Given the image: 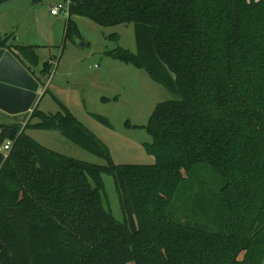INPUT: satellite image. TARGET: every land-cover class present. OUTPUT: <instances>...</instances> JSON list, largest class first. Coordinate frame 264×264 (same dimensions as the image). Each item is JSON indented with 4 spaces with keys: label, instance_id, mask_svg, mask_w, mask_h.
I'll return each mask as SVG.
<instances>
[{
    "label": "trees",
    "instance_id": "obj_1",
    "mask_svg": "<svg viewBox=\"0 0 264 264\" xmlns=\"http://www.w3.org/2000/svg\"><path fill=\"white\" fill-rule=\"evenodd\" d=\"M71 1L65 42L81 36L76 16L104 28L132 24L138 53L109 55L177 99L158 104L146 127L152 165L115 164L55 97L61 111L37 104L31 128L59 131L107 165L42 146L25 134L30 124L0 125V145L13 142L0 153V264H264V0ZM9 41L0 37V47L43 85L37 47ZM41 71L49 75L51 64ZM201 165L224 181L216 216L194 179ZM104 174L123 221L105 206ZM188 182L190 203L176 221Z\"/></svg>",
    "mask_w": 264,
    "mask_h": 264
},
{
    "label": "rangeland",
    "instance_id": "obj_2",
    "mask_svg": "<svg viewBox=\"0 0 264 264\" xmlns=\"http://www.w3.org/2000/svg\"><path fill=\"white\" fill-rule=\"evenodd\" d=\"M60 4H65V0H3L0 3V37L10 36L9 43L15 45L37 47L39 65L35 70L43 83L38 93L39 109L45 113L61 111L55 97L101 140L115 164H154L155 158L147 151L153 138L146 127L156 106L175 100L177 96L153 80L146 70L109 55L118 49L138 53L132 24L104 28L85 17L76 16L73 20L81 36L65 42L68 16L53 17L51 14L52 9ZM49 62V75L41 76V70ZM30 114L9 116L0 111V125L24 128L30 124L25 134L42 146L77 160L107 165L106 159L86 151L59 131L31 128L37 120H30ZM194 179L208 192L211 213L216 216L224 181L206 165L196 169ZM103 181L105 206L117 220L123 221L114 178L104 174ZM190 186L188 182L182 188L183 198L174 207L176 221L186 215ZM207 230H214V227ZM260 256L262 254L258 253Z\"/></svg>",
    "mask_w": 264,
    "mask_h": 264
},
{
    "label": "water",
    "instance_id": "obj_3",
    "mask_svg": "<svg viewBox=\"0 0 264 264\" xmlns=\"http://www.w3.org/2000/svg\"><path fill=\"white\" fill-rule=\"evenodd\" d=\"M40 83L7 49L0 47V111L9 116L33 112ZM0 240V251L4 249Z\"/></svg>",
    "mask_w": 264,
    "mask_h": 264
},
{
    "label": "built area",
    "instance_id": "obj_4",
    "mask_svg": "<svg viewBox=\"0 0 264 264\" xmlns=\"http://www.w3.org/2000/svg\"><path fill=\"white\" fill-rule=\"evenodd\" d=\"M71 3V0H65V4H60L59 6L54 7L51 11V14L54 16H58L60 14H65L69 16ZM12 146V140H7L5 143L0 145V153L3 154L4 157H7L12 149Z\"/></svg>",
    "mask_w": 264,
    "mask_h": 264
},
{
    "label": "crops",
    "instance_id": "obj_5",
    "mask_svg": "<svg viewBox=\"0 0 264 264\" xmlns=\"http://www.w3.org/2000/svg\"><path fill=\"white\" fill-rule=\"evenodd\" d=\"M58 16H59V15H58ZM58 16H54V15H53V17H58ZM10 44H12V43H10ZM49 63L51 64V62H49Z\"/></svg>",
    "mask_w": 264,
    "mask_h": 264
}]
</instances>
